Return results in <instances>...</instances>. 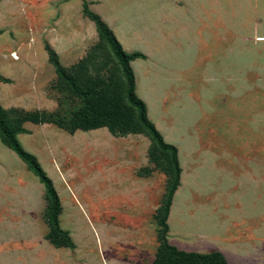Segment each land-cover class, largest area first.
Returning <instances> with one entry per match:
<instances>
[{
	"label": "rangeland",
	"instance_id": "1",
	"mask_svg": "<svg viewBox=\"0 0 264 264\" xmlns=\"http://www.w3.org/2000/svg\"><path fill=\"white\" fill-rule=\"evenodd\" d=\"M89 14L144 57L135 93L177 149L168 245L264 264V0H0V108L60 201L52 233L42 184L0 139V264H152L160 246L170 155Z\"/></svg>",
	"mask_w": 264,
	"mask_h": 264
},
{
	"label": "trees",
	"instance_id": "2",
	"mask_svg": "<svg viewBox=\"0 0 264 264\" xmlns=\"http://www.w3.org/2000/svg\"><path fill=\"white\" fill-rule=\"evenodd\" d=\"M88 18L94 23L97 33H99L107 45L109 46L114 57L118 61L122 69L123 77L126 81V100L133 106L137 111V119L139 124L145 129L148 136L155 142L158 149L163 153H169L170 162L172 168V179L170 187L167 191L166 199L162 206V226H163V237L160 243L157 253L153 260L152 264H169L171 261L172 264H177L179 262H188L191 260L203 261L204 264H225L224 260L218 253H210L206 255H198L195 253H187L179 251L174 247L168 245L165 238L167 232L166 220L169 214L171 202L174 193L176 192L179 186L180 180V167L177 159V149L175 146L164 142L162 136L155 128V125L147 118V110L145 103L136 95L134 90V78L132 70L130 68V63L136 59H143L144 57L141 54L125 55L123 54L118 42L116 41L114 35L107 29L105 24L95 15H87ZM49 61L55 68V72L59 78L66 79L67 76L60 68L59 63L57 62L55 55L52 53ZM112 122L108 123V128H112ZM18 131H11L7 129L5 122L4 111L0 108V139L3 144H5L37 177L38 181L42 184L44 188L45 195L50 201V209L48 213L49 223L52 233H60L58 226V212L60 208L59 197L53 187L52 181L47 177L45 172L42 170L40 164L38 163L35 156L26 152L20 145L19 141L16 138Z\"/></svg>",
	"mask_w": 264,
	"mask_h": 264
},
{
	"label": "bare ground",
	"instance_id": "3",
	"mask_svg": "<svg viewBox=\"0 0 264 264\" xmlns=\"http://www.w3.org/2000/svg\"><path fill=\"white\" fill-rule=\"evenodd\" d=\"M14 58V57H13Z\"/></svg>",
	"mask_w": 264,
	"mask_h": 264
}]
</instances>
